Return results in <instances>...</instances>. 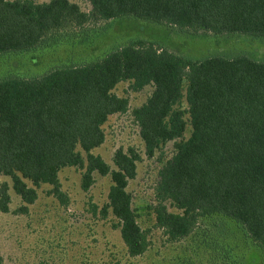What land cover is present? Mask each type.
<instances>
[{
    "label": "trees",
    "instance_id": "obj_1",
    "mask_svg": "<svg viewBox=\"0 0 264 264\" xmlns=\"http://www.w3.org/2000/svg\"><path fill=\"white\" fill-rule=\"evenodd\" d=\"M88 1L90 9L84 11L69 0H0V55L35 49L50 38L123 16L189 35H264V0ZM120 81H130L134 91L152 87L131 111L144 154L152 157L173 142L172 155L157 171L150 206L166 241L179 242L203 217L221 214L264 251V60L245 54L192 58L137 38L95 61L0 78V177L10 178L25 204L36 200L42 183L66 204L61 168L81 169L84 191L95 173L109 174L108 201L101 211L117 220L127 254L142 255L149 245L147 231L138 223L127 190L141 156L133 147H119L111 167L92 152L104 141L108 116L128 109L127 99L112 91ZM8 189L0 180L1 212L9 210ZM224 249L215 250L207 264H234ZM189 259L181 264H191Z\"/></svg>",
    "mask_w": 264,
    "mask_h": 264
},
{
    "label": "rangeland",
    "instance_id": "obj_2",
    "mask_svg": "<svg viewBox=\"0 0 264 264\" xmlns=\"http://www.w3.org/2000/svg\"><path fill=\"white\" fill-rule=\"evenodd\" d=\"M31 1L44 3L49 0ZM69 1L77 3L84 11L90 9L88 0ZM137 38L151 40L192 58L245 54L264 60V35H189L170 25L123 16L50 38L35 49L1 54L0 78L11 74L31 77L56 67L95 61ZM151 90L148 85L134 91L130 81L115 85L112 91L127 99L128 109L108 116L102 125L104 141L92 150L111 167H114L112 156L117 148L133 147L139 152L141 159L137 162L136 176L129 180L127 190L132 196L138 223L147 231L148 249L142 255L130 257L121 240L117 220L110 211L106 214L101 211L108 201L109 174L95 173L93 184L84 191L80 186L82 170L65 166L59 170L58 177L68 198L66 204L51 193V186L46 183L36 188V200L25 204L12 189L10 178L0 177L9 184L10 195L8 212L0 211V264H181L183 258H190L191 264H200L204 259L202 263L207 264L206 260H211L215 250L221 248L228 251L234 264H264L263 249L237 222L221 214L203 217L188 237L172 244L166 241L162 230L155 227L150 206L154 203L157 171L172 155L174 146L170 141L152 157L144 154L139 128L131 111L146 100ZM182 106L187 107L184 97ZM189 134L187 124L184 136ZM21 206H26L25 212L19 211ZM170 210L176 211L171 207Z\"/></svg>",
    "mask_w": 264,
    "mask_h": 264
}]
</instances>
